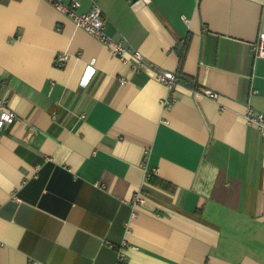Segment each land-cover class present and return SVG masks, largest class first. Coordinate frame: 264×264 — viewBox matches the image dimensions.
<instances>
[{
    "label": "crops",
    "instance_id": "crops-1",
    "mask_svg": "<svg viewBox=\"0 0 264 264\" xmlns=\"http://www.w3.org/2000/svg\"><path fill=\"white\" fill-rule=\"evenodd\" d=\"M77 1L181 76L175 103L47 0H0V264H114L122 240L127 264H264V145L243 119L264 113V0Z\"/></svg>",
    "mask_w": 264,
    "mask_h": 264
},
{
    "label": "built area",
    "instance_id": "built-area-1",
    "mask_svg": "<svg viewBox=\"0 0 264 264\" xmlns=\"http://www.w3.org/2000/svg\"><path fill=\"white\" fill-rule=\"evenodd\" d=\"M58 11L69 17L74 23L75 27L81 28L90 34L93 38L97 39L106 46L110 53L116 58L129 66L130 72L150 71L152 76L164 85L169 92V96L162 102L164 110L170 108L175 103V98L170 95L174 87L181 81V76L175 72H168L160 70L152 63L144 62L141 53L138 50H130L125 47L121 41L115 40L107 35L105 31V16L100 8L93 4L86 12H79L77 9L80 7V3L77 0H71L64 2L62 0H47ZM184 19V17H182ZM186 21V19H184ZM253 56L256 58H264V33H260L256 42L254 43ZM67 54L65 52L60 53L56 58V65L62 66L67 60ZM127 79L120 78V84L126 83ZM203 95L211 100L217 99V94L211 90H203ZM5 101H0V128L5 124H11L15 119V113L7 110ZM243 119L246 126L251 127L258 131L262 139V145H264V113L258 112L251 106H246L243 113ZM155 170H152L154 172ZM145 201V193L142 189L135 191L131 198H129V205L131 208L130 219L124 225L125 232H130V222L135 217L138 207L142 206ZM110 248L115 250L114 264H127L126 252L130 250H136V247L130 246L125 240H122L118 246L108 244Z\"/></svg>",
    "mask_w": 264,
    "mask_h": 264
}]
</instances>
